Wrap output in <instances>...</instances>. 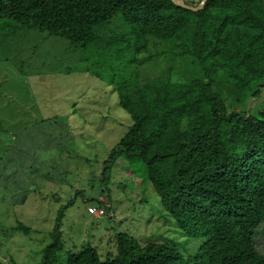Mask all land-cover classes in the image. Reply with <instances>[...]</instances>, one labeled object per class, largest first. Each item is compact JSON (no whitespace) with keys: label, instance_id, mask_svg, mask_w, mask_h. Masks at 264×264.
<instances>
[{"label":"trees","instance_id":"1","mask_svg":"<svg viewBox=\"0 0 264 264\" xmlns=\"http://www.w3.org/2000/svg\"><path fill=\"white\" fill-rule=\"evenodd\" d=\"M117 16L127 34L101 37ZM23 31L64 39L94 65L119 69L108 81L132 125L103 163L101 183L121 156L141 159L162 216L203 240L184 256L120 233L114 256L100 260L85 246L61 262L63 206L39 264H264L255 243L264 229V100L247 110L264 91L263 0H208L197 12L172 0H0V45ZM161 60L158 75L140 77V66ZM103 197L96 208L109 212Z\"/></svg>","mask_w":264,"mask_h":264},{"label":"rangeland","instance_id":"2","mask_svg":"<svg viewBox=\"0 0 264 264\" xmlns=\"http://www.w3.org/2000/svg\"><path fill=\"white\" fill-rule=\"evenodd\" d=\"M122 23L117 16L98 34H127ZM70 46L35 31H23L0 45V264L41 263L63 206L61 262L85 246L95 248L100 260L114 256L120 233L143 245L167 243L184 256L193 255L203 240L188 238L162 216L160 198L145 177L141 159L121 156L106 186L101 183L103 163L128 132L132 118L108 81L119 69L94 65L97 60L89 53ZM140 67L141 78L155 77L166 62ZM263 100L264 91L247 110ZM101 196L109 199L110 209L98 219L88 207H98ZM259 232L255 243L264 254V229Z\"/></svg>","mask_w":264,"mask_h":264},{"label":"water","instance_id":"3","mask_svg":"<svg viewBox=\"0 0 264 264\" xmlns=\"http://www.w3.org/2000/svg\"><path fill=\"white\" fill-rule=\"evenodd\" d=\"M177 6H180V7H183L185 9H188L190 11H194V12H197V11H200L203 9L205 3L208 1V0H202V2L198 5V6H189V5H186L184 4L183 2L179 1V0H172Z\"/></svg>","mask_w":264,"mask_h":264},{"label":"built area","instance_id":"4","mask_svg":"<svg viewBox=\"0 0 264 264\" xmlns=\"http://www.w3.org/2000/svg\"><path fill=\"white\" fill-rule=\"evenodd\" d=\"M88 213L100 219L107 215V211L104 208H96L93 206L88 207Z\"/></svg>","mask_w":264,"mask_h":264},{"label":"clouds","instance_id":"5","mask_svg":"<svg viewBox=\"0 0 264 264\" xmlns=\"http://www.w3.org/2000/svg\"><path fill=\"white\" fill-rule=\"evenodd\" d=\"M106 211H107V210H106ZM108 214H109V212L107 211V215H108ZM107 215H106V216H107ZM106 216H105V217H106Z\"/></svg>","mask_w":264,"mask_h":264}]
</instances>
